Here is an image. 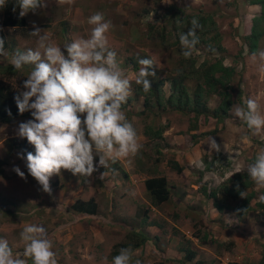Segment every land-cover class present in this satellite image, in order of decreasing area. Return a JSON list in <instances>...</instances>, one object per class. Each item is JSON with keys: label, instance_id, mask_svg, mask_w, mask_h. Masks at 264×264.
Returning <instances> with one entry per match:
<instances>
[{"label": "rangeland", "instance_id": "obj_1", "mask_svg": "<svg viewBox=\"0 0 264 264\" xmlns=\"http://www.w3.org/2000/svg\"><path fill=\"white\" fill-rule=\"evenodd\" d=\"M169 5L182 10L183 13L209 11L214 15L215 26L217 25L221 37L219 43L227 52L223 63L234 66V74L231 80L233 102L229 113L234 116L233 109L235 106H243L248 98H253L259 104L261 114L264 115V72L258 70L259 61L253 62L251 59L252 53H245L240 47V37L249 28L248 25L244 24L249 19L248 17L244 19V16L257 13L259 7L248 5L245 0H74L72 4H58L55 0H48L47 7L37 8L35 12L30 11L25 15L28 34L23 35L18 32L19 30L17 31L18 35L14 36L15 49L24 52L25 50L21 49L35 48L34 50H36L38 48V37L31 34L33 23L42 32L50 34L51 43L61 47L66 42L82 37L87 38L91 28L87 23L88 17L95 12H101L104 14L105 20H110L113 25L107 33L108 47L116 53L117 64L125 76L131 79L136 71L129 70L130 67L124 62V57L131 53L139 52L140 54L143 48L147 50L155 66L161 72L166 64L173 61L174 56L169 60L165 56L164 59L165 54L163 51L166 48L147 43L143 31L145 29L144 24L151 21L154 16L162 14L161 7ZM206 31L212 34L211 31ZM208 33L204 34V38L208 37ZM201 38L202 36H199V40ZM261 40L255 52L264 49V39ZM201 48H203L202 43L196 44V49ZM4 54L2 56L3 60L0 61L1 65L8 63L11 59V56L7 58ZM23 74H25V70H18L12 77V82L18 85ZM139 104L140 102L135 104L134 109L126 105L122 110L133 123L139 142L145 144L147 141L142 134L145 124L144 119L135 115L136 110L140 107ZM31 118L14 117L11 121L0 122V203L6 208L3 212L0 211V238L8 240L13 251L16 249L13 252L14 256L24 258L22 256L24 242L20 233L26 224H38L46 229L47 238L52 241L58 264H111L112 259L109 257L111 247L113 243L123 239L125 229L119 225H112L103 219L96 220L95 216L92 215L82 216L69 208V202L71 203L75 198H87L89 196L95 198L96 171L90 177L80 179L79 176L78 178H75V176L60 177L62 170L60 175L50 177L52 193L49 195L40 189V185L35 179L30 180L31 175L27 172L26 164L18 162L20 157L9 146L8 139L12 136H18V124ZM164 118L168 119L169 127L163 133V142L171 146V152L182 154L183 157L178 159L182 161L183 169L175 172L168 167L167 158H169L170 152H166L164 160L160 163L157 162V164L153 163L156 154L152 151H148L146 155L141 154L142 171H137L138 159L136 157L130 155L127 158L118 159L120 166L127 173V177H123L119 171H112L104 180L107 185H111L114 181L120 185V187L111 188L114 191L111 202H118V198L120 202L117 210L112 213L113 216L122 217L127 221L133 219L131 209L134 204L124 200L127 196L120 197L119 193L121 190L127 192L128 187L125 183L127 180L129 184H132L131 188L134 189L136 186L135 180H140V176H142L140 173L146 175L145 169L149 165H156L157 168H160L159 171L166 174L169 181L174 183H177L178 180L181 181L186 186L182 188H191L190 181L197 180V169H199V172H203L201 182H207L209 186H213L216 180H219L218 175L220 173L227 179L234 177L232 180L237 184L250 179L246 171H237L251 163L255 154L262 148L257 142L264 144L261 141V138L264 141V129L259 133H254L241 125L240 122L242 121L237 117L233 121L226 120L222 127L220 124L212 122L199 127V129L197 128L196 132H204L215 127L217 128L216 131L209 134V136H201L200 141L192 142V145L188 147L186 145L189 140L184 132L187 126L186 117L168 112L161 116V121ZM210 137L220 145L219 152L209 148L207 142ZM195 146L198 147V151L208 158L215 157L214 170L200 171L203 164L196 162L198 156ZM142 147L147 149L150 144ZM6 162L7 165H5ZM95 162H98V156L94 154ZM195 163L199 165L198 168L193 165ZM109 164L110 161L108 166ZM14 166L22 168L21 171L25 173L26 179H22L13 171ZM108 166L104 169L107 170ZM242 172L245 174L242 175ZM101 174L104 178L108 173ZM55 178H57L56 184L51 182ZM78 182H80L79 185ZM59 183H61V186L58 187ZM200 184L193 186L197 187ZM188 191L184 189L185 193L182 196H178L173 192L171 198L176 201L170 199L154 209L148 208L146 214H144L146 219H151L153 224L162 223L159 238L163 246L167 245L164 247L165 254L170 250V245L165 241L170 239L171 235L176 232L174 230L178 232L177 227L182 230L184 226L192 227L193 225L203 229L209 236L208 241L203 245L205 251L199 253L198 264H229V262L257 264L260 257L259 244L261 242L259 236L264 237V226L256 220V214H253V219L250 218L251 227L249 232L251 233H249L250 235L247 234L248 239L243 240L242 233H239L233 227L232 215H230L232 218L228 216L227 225L223 226L218 223L207 224L209 223V216L212 214L210 213L208 216L206 211L191 210L188 205L186 212L182 213L185 205L193 204L199 196L197 193L191 195L189 193L191 190ZM190 196L193 197L190 198ZM12 204L15 206H12ZM145 206L146 204L143 205V207ZM131 228L136 227L132 225ZM182 232L184 231L182 230ZM230 240L233 241L232 245L227 244ZM219 242L222 243L219 244ZM212 245L220 250H222V247L228 248L230 250L228 256L223 258L221 252L216 248L212 251ZM133 255L134 259L141 260L142 264L157 259L156 256L151 254L150 248L146 247L139 252L136 250ZM216 256L220 258L218 259ZM24 259H26L27 264H32L31 259ZM134 259L133 261H135Z\"/></svg>", "mask_w": 264, "mask_h": 264}, {"label": "clouds", "instance_id": "obj_2", "mask_svg": "<svg viewBox=\"0 0 264 264\" xmlns=\"http://www.w3.org/2000/svg\"><path fill=\"white\" fill-rule=\"evenodd\" d=\"M55 2L58 4H72L74 0H55ZM6 4L7 0H0V8L5 7ZM17 6L19 8V17H24L30 11L35 12L37 8L47 7L48 0H15L13 6L14 12ZM253 6L257 7L258 5ZM161 8L163 10L164 7ZM153 20H155L154 17L151 21ZM87 23L91 26L87 38L82 37L71 42H66L62 47L51 43L50 34L44 31L42 32L33 23L31 34L38 37V48L36 50H34L35 48L21 49L25 50L24 52L16 51L15 49L14 36L18 35L16 29L14 30L13 27H0V31L4 35L0 37V61L3 60L2 56L4 53V56L7 58L11 56L8 63L4 65L0 64V82L8 84L13 89L20 91L14 96L18 112L19 114H23L26 111H30L32 117L31 119L20 122L17 128L18 136L12 137L26 138L27 142L34 147V153L29 151L25 155H21L17 148L13 149L22 159L18 158V162L26 164L28 174L33 177H30V180L35 179L40 185V189L49 195L52 193L50 177L60 175L62 170L63 172L60 177L75 176V178H78L79 176L80 179H86L93 172L103 167L104 173H108L104 178L103 174L99 177L104 184L105 178L112 173L109 169H104L108 166L109 161L114 163L120 158H127L130 155L134 156L142 148L133 123L122 110V105L127 102L130 94L132 80L125 76L117 64L116 53L108 47L107 33L113 25L110 20H105L104 14L101 12L91 14L87 19ZM244 24L250 25L249 23ZM190 25L186 32L179 34V42L182 49H184L183 55L185 58L191 56L193 48L199 43L197 30L202 27L199 20L195 17L191 19ZM26 27H28L27 22ZM7 38L10 47L3 50L4 39L7 41ZM140 54L147 55L150 58H140L138 60L141 67L132 79H134L137 85H142L143 91L148 92L152 88L148 78L156 75V66L151 56L147 53V50L144 48L141 49ZM251 59L253 62L258 60V70L264 72V49L253 52ZM9 67L10 71L5 72V69ZM20 69L25 70V74L21 76L20 82L16 85L11 79ZM233 114L240 121L244 122V127H247L254 133H259L264 129V115L261 114L259 104L253 98H248L243 106H235ZM9 115H11L10 111ZM0 122L4 123L2 121ZM199 127L201 125L198 126V129ZM213 130L212 128L210 131L205 130L204 132H200L203 134L212 132ZM189 132L194 133L195 131L191 130ZM163 133V139L160 143L165 153L159 163L164 160L166 152H170V156L167 158V165L175 172H179L183 169L184 165L178 158H182L183 156L182 154L171 152V146L163 142ZM261 141L264 142L262 138ZM207 143L211 150L220 151V145L212 137L209 138ZM257 143L262 148L255 154L251 163L239 169L237 172H247L248 177L254 182L253 188L256 191L253 200H259V202L264 203V192H260V189H264V144ZM195 151L197 152L196 149ZM94 154L98 156V162L95 163ZM196 154L198 156V161L196 162L203 164L200 171L214 170L213 162L215 157L208 158L200 151ZM171 162L177 164L178 170L171 168ZM5 165H7V162ZM193 165L197 168L199 166L196 163ZM206 166H209V168L205 169ZM21 169L18 166L13 167V171L18 176L26 179L25 173ZM158 172L162 173L161 171ZM197 172V180L190 181L191 188H182L186 186L181 181L178 180L177 183L171 182L166 174L155 172V174L164 175L168 181V185L171 187L169 189V197L166 201L170 199L176 201L171 196L173 192L180 196L177 188L182 189L184 195V189L190 191L193 185L200 183L196 187L199 192H201L202 186H206L208 189L214 190L218 196L221 197L223 195V189L219 187V184L226 178L223 177L222 173L218 175L219 180H216L213 186H209L207 182H201L203 172H199V169H197ZM149 175L146 176L148 177ZM56 179L51 182L56 184ZM59 186H61V183L58 184ZM114 186L120 187L116 181L109 185L110 188H115ZM236 187L238 190L239 185ZM95 191H97L96 186ZM239 195L241 197H247L246 191H240ZM89 198H92L95 202L93 196L75 198L74 200H87ZM71 203L69 202V208L73 212L81 214L82 216L92 215L95 216L96 220L103 219L109 222L108 218L103 216L104 212L97 210L96 214L76 212L71 208ZM141 203L143 205L146 204L144 207L146 210L153 206L150 203V198L146 190L144 191V200H141ZM252 206L254 205L252 204ZM4 210H6L5 206L0 203V211L3 212ZM228 211H230V215L234 218L233 227L240 230L245 240L248 239L247 234L251 232L249 230L239 229L238 227L239 222L243 220L244 216H239L232 209L224 211L223 215H227ZM253 214H256V220L262 224L260 210L256 207L248 211L245 216L253 219ZM146 220L145 216L144 220L142 218H133L129 221L131 227L132 225L138 227L141 224V228H144V226H155L159 229L158 234L147 237V240L140 246L143 250L144 244L147 242L151 254L157 257L156 260L148 261L146 264H181L182 262L179 261L183 256L182 250H184L186 245L196 250L195 244L190 243V237L176 228L178 232L174 230L176 232L171 235L170 239H174L178 243L180 257L173 258L165 256L164 246L159 238L162 223L153 224L151 219ZM192 227L194 229L192 237H207V233L203 229L193 225ZM20 236L24 242L22 256L31 259L32 264H58L56 253L53 251L52 241L47 238L46 229L42 225L26 224ZM260 239H263V237L259 236V241ZM227 244L230 245V243ZM261 244L264 243L259 244L260 248ZM113 245L111 250L113 249ZM10 246L11 244L8 240L0 238V264H27L26 259L13 255L16 249L13 251ZM259 254H261V249ZM111 255L110 251L109 257L112 259L111 264H142L141 260L134 259L133 251L130 247H122L119 249L118 254L114 253L112 257ZM198 258L199 253L197 258L193 260L194 263L197 262ZM185 263L189 264V262ZM237 264H243V262Z\"/></svg>", "mask_w": 264, "mask_h": 264}, {"label": "trees", "instance_id": "obj_3", "mask_svg": "<svg viewBox=\"0 0 264 264\" xmlns=\"http://www.w3.org/2000/svg\"><path fill=\"white\" fill-rule=\"evenodd\" d=\"M14 2L15 0H7L6 6L0 8V27H13L14 30H19L18 32H21L23 35L28 34L25 16L19 17L18 6L16 7V11H13ZM245 2L248 5L259 6L257 14H247L244 16V19L247 17L250 19L247 21L250 27L245 34L241 35L240 47H242L241 49L245 53L249 54L255 52L260 40L264 39V0H245ZM194 17L199 20L202 26L201 29L197 30V35L202 36L199 43L203 44V48L196 49L195 45L191 56L185 58L183 55L184 49H182L179 42V34L188 30L191 26L190 21ZM213 17L214 15L209 11L183 13L182 10L169 5L163 8L162 14L154 16L155 20L145 23L143 32L147 43L166 48L164 51L162 49L165 54L164 59L165 56L167 60L171 59L172 56L174 58L161 71L163 74L159 71V68L155 67L156 75L148 78L152 87L148 92L143 91L142 85H137L134 79H130L132 80L130 94L127 102L122 105V108L128 105L131 109H134V105L140 102L141 108L135 112V115L144 119L145 124L142 134L148 141L142 144V146L150 144L149 148L144 149L142 147L134 155L138 159V170L142 171L143 169V164L140 162L141 154L146 155L148 151L155 153L154 164H157L164 156L165 152L160 141L163 139L162 133L168 127L169 122L167 118L161 121L162 115L168 112H177L186 117L187 126L184 132L189 140L186 145L188 147L192 145V142H197L201 139V136H209V134H212L217 129L215 127L212 132L201 134V132L196 133L198 126L214 122L215 124H220L222 127L226 120H235V117L229 113L233 102L231 80L234 74V66L223 63L227 52L219 43L221 37L219 36V30L217 25L215 26ZM206 30L211 31L212 34H209ZM207 33L208 37L204 38V34ZM3 36V33L0 31V37ZM8 47L10 45L7 38V41L4 39L3 50L8 49ZM140 58L150 57L139 54V52L131 53L124 57V62L130 67V71H136L137 73L141 67L138 63ZM9 71L10 67L5 69V72ZM19 92V90L13 89L8 84L0 82V121L8 122L14 117L31 118L30 111H26L23 114H19L18 112L14 96ZM9 111L11 115H9ZM240 123L245 125L244 122ZM191 130L195 132L190 133L189 131ZM8 143L11 148H17L21 155H25L29 151L34 153V147L27 142L26 138L11 137ZM171 164V168L178 170L176 163L171 162ZM208 168L209 166H206L205 169ZM108 169L114 172L119 171L123 177H127V173L122 169L118 160L114 163L110 161ZM156 169V165H149L145 169L146 175L152 173L143 179L144 188L153 206L165 202L169 197V189L171 188L164 175L155 174ZM241 174L244 175L245 173L242 172ZM241 174L239 175L241 176ZM232 179L234 177L226 178L219 184V187L223 189L221 197L214 190L208 189L206 186H202L200 191L210 205L219 212L232 209L239 216H245L253 207L258 208L262 216V224L264 225V203L259 202V200H253L256 194L253 188L254 182L248 179L237 184ZM237 185H239L238 190ZM240 191H246L247 197H241L239 195ZM260 192H264V189H260ZM70 206L76 212L86 214L97 213L96 203L92 198L87 200L76 199ZM144 213H146V209H144ZM103 216L108 218L110 224L119 225L126 230L123 239L113 245L111 254H118L119 249L122 247H130L133 251L136 248H140L147 240L143 232L138 230L132 231L129 221L112 215L110 200L105 205ZM144 218L145 215L142 219L144 220ZM229 243L232 244V242ZM182 251L183 256L179 261L182 262L181 264H186L185 262L198 264L193 261L196 254L193 248L186 245ZM229 264L237 263L229 262ZM257 264H264V244H261V254Z\"/></svg>", "mask_w": 264, "mask_h": 264}, {"label": "crops", "instance_id": "obj_4", "mask_svg": "<svg viewBox=\"0 0 264 264\" xmlns=\"http://www.w3.org/2000/svg\"><path fill=\"white\" fill-rule=\"evenodd\" d=\"M195 149L197 150V153H198V148L195 147ZM160 168H157L156 169V173H160L158 172ZM137 171H141V170H137ZM100 173H104L103 171V168L101 169H98L95 173V180L97 179V184L95 185L96 186V189L97 191H95V203H96V210L97 211H102L104 212L105 211V205L106 203L110 200L112 201V197L114 196V191L111 190V188L109 187V184L107 185L106 183H102L101 182V179L99 178L100 177ZM162 174V173H160ZM140 180H135L136 181V186L134 189L131 188V185L132 184H129L128 183V180L125 182L127 183L126 186L128 187V190H126L127 192L121 190L120 193H119V196L120 197H123V196H127L124 200H127V201H130L134 204L133 208L131 209L133 211V215H132V218L134 219H139V218H142L143 216H141L142 214H146L144 213V207H143V204L141 203V200H144V188H143V179L144 177L146 176L145 174L143 173H140ZM130 179V178H128ZM77 184V182H76ZM79 185V184H78ZM115 188H117L116 186H114ZM178 190V193L180 196H182L183 194V190L182 189H179L177 188ZM129 191V192H128ZM189 192V191H188ZM191 195H193L194 193H197L199 194V196H197L196 198V202H193V204H186L185 205V208L183 210L182 213H185L186 212V208H187V205L190 206L191 210H194V211H206L207 215L209 216L210 213L212 215L209 216V219H208V222L207 224L209 225H212V224H220V225H227L226 224V221L228 219V216H230V211H228V214L227 215H223V212H219L216 208L212 207L211 205H208L209 202L206 200L205 196L199 192L197 190L196 187L193 186L192 190L189 192ZM193 197V196H190V198ZM184 198V197H183ZM119 198H118V202L116 203H112V213H114L117 208H118V205H119ZM12 206H15L14 204H12ZM152 209H154L155 207H150ZM147 212V210H146ZM139 216V217H138ZM231 217V216H230ZM127 218V217H126ZM232 218V217H231ZM234 220V218H232ZM206 223V222H204ZM141 225V224H140ZM140 225L136 228H131L132 231H141L145 234L146 237H151L155 234H158L159 232V229L156 228L155 226H146L145 228H141ZM239 229H243V230H249L250 227H251V221L249 218H247V216H244L243 220H241L239 222V225H238ZM178 228V227H177ZM181 232L182 230L185 232H183L186 236L190 237V243H199V244H195L196 246V254H195V257L194 259L197 258L198 256V253H203L205 250L203 248V245L208 241V238L209 236L207 237H192V232H193V227H190V226H184L183 229L181 230L180 228H178ZM234 229L236 231H239L240 233V230H238V228H235ZM126 231V230H125ZM126 233V232H125ZM243 240H245L243 238ZM168 245H170V250L165 254V250H164V254L165 256L167 257H173V258H179L180 257V254L178 252V243L174 240V239H167L165 241ZM229 242H232L233 244V241L230 240L228 241L227 243ZM260 242L261 243H264V237L263 239H260ZM222 242H219V244H221ZM218 244V245H219ZM167 245H165L164 247H166ZM144 247L146 248H150L148 243L146 242L144 244ZM143 247V249H144ZM214 248L218 249L223 258H226L228 256V252L230 251L228 248L226 247H222V250H220L218 247H215L212 245V251H214ZM259 249H261L259 247ZM136 250L139 251H142V248H136L133 250V252H135ZM247 250H249V248H247ZM218 259L220 258L219 256H216ZM193 259V260H194ZM192 262V261H191ZM174 264H179V263H174Z\"/></svg>", "mask_w": 264, "mask_h": 264}]
</instances>
